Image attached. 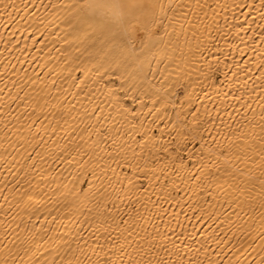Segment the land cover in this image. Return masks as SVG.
<instances>
[{"label": "bare ground", "instance_id": "6f19581e", "mask_svg": "<svg viewBox=\"0 0 264 264\" xmlns=\"http://www.w3.org/2000/svg\"><path fill=\"white\" fill-rule=\"evenodd\" d=\"M0 264H264V0H0Z\"/></svg>", "mask_w": 264, "mask_h": 264}]
</instances>
